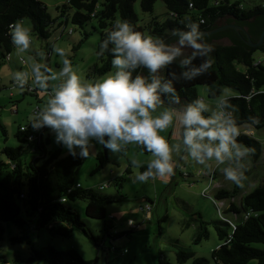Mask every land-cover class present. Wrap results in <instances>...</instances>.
Returning a JSON list of instances; mask_svg holds the SVG:
<instances>
[{"label": "trees", "instance_id": "obj_1", "mask_svg": "<svg viewBox=\"0 0 264 264\" xmlns=\"http://www.w3.org/2000/svg\"><path fill=\"white\" fill-rule=\"evenodd\" d=\"M136 1L65 0L55 5L56 15L52 17L47 5L41 0H0V64L9 59V54L15 47L9 26L23 19L29 20L32 33L42 40H47L51 32L67 23L79 29L80 42L96 32L99 36L95 47L97 54L102 41L117 19L127 20L135 31L144 36L160 38L169 43L176 38L172 35L173 31H187L186 25L190 22L198 24L199 30L204 32L222 17L228 16L240 22H247L257 15L264 14V0L249 7H245L241 0H161L166 8V16L160 19L153 14L156 0H139L141 10L151 15L150 20L142 25L138 24V16L134 10ZM79 43L74 45V50L78 48ZM51 51L52 46L47 44L46 54ZM257 52L264 53V48L247 50L241 46L217 47L215 64L212 61L208 72L190 81L173 80L180 101L174 103L170 94L161 93L163 105L184 110L188 104L201 98L198 91L200 85L206 87L209 98H216L225 88H230L235 92L229 96L238 126L249 124L256 129L263 128L264 57L256 56ZM112 58L110 51L105 52L102 57L97 56L99 63L90 68L87 76L108 72L112 68ZM200 63L202 60L197 58L188 69L198 67ZM183 70L174 62L166 69L163 79H172L173 73L180 76ZM137 72L148 76L147 69H138ZM136 74L133 73L134 76ZM1 85L0 81V89L6 86ZM28 85L32 83L29 81ZM28 85L21 91L22 95L25 92L36 95L39 90L28 92ZM6 87H14V80ZM9 95H12V91ZM203 115L208 117V112L204 111ZM253 120L256 123H253ZM27 123L29 124V121ZM20 126L16 132L20 144L4 145L1 148L5 159H0V240L4 234V223L11 221L20 230V235L10 239L13 243L26 242L30 246L31 255L28 261L41 259L49 264H91V261L83 259L74 249L58 250L51 245L44 248L34 247L29 232L45 228L53 236L69 237L77 228L99 246L105 237L112 240L133 231L115 232L111 221L113 217L109 216L105 220L106 205L116 201L117 197L102 193L100 187H83L76 183L75 174L83 162V157H73L69 153L62 155L60 147L49 150V138L45 135L47 127L42 134L29 140L26 132L20 130ZM240 132L238 142L254 150L250 157L257 161L261 156L260 141L251 133ZM138 147L146 152L142 147ZM26 153L32 155L29 160L23 158ZM96 160L94 171L103 168L107 163L102 149L97 151ZM146 168L147 163H143L139 172L145 171ZM125 171L130 170L126 168ZM184 176H187V173ZM122 179L123 176H116L113 181L121 186ZM238 191L237 185L230 190L219 188L214 196L217 200L233 199ZM77 199L86 202L84 214L87 218L103 219V239L94 234L86 221L80 218L78 209L70 204V201ZM22 211L27 218L22 215ZM224 212L232 214L233 218L221 216L211 222L201 221L202 230L195 238L196 243L206 238L208 231L205 224H212L221 242L211 250L210 259L196 256L192 250L180 247L175 252V263L170 262L161 252L158 264H248L251 260H256V264H264V178L262 183L241 196L238 203L231 200ZM0 259L7 262L3 256H0Z\"/></svg>", "mask_w": 264, "mask_h": 264}, {"label": "rangeland", "instance_id": "obj_2", "mask_svg": "<svg viewBox=\"0 0 264 264\" xmlns=\"http://www.w3.org/2000/svg\"><path fill=\"white\" fill-rule=\"evenodd\" d=\"M47 7L49 14L56 15L55 5L61 4L65 0H41ZM245 7L253 6L261 0H241ZM134 10L138 16V24H144L150 20V13L143 12L140 8L139 0L134 4ZM153 14L157 18L164 19L166 8L161 0H156L153 7ZM25 26L30 27L28 19H23ZM73 30L70 34L67 31ZM33 36V48L29 53L23 54V63L20 56L16 53V48L9 54V59L0 64L1 84L9 86L13 81L16 72L27 70L31 63L28 55L33 56L39 63L44 65L41 69L59 71L63 62L60 56L54 53L53 46L62 47L67 52V58L70 60L77 73L87 82H96L103 80L110 73H114L112 67L108 72L102 75H93L88 77L90 68L99 63L95 52L98 34L93 32L87 39L81 40L79 29L71 24L57 28L51 32L47 40H42L31 33ZM80 42V43H79ZM77 49H73L78 44ZM47 44L52 46V51L47 55ZM256 56L264 57V53L257 52ZM48 57V60H47ZM13 59H18L16 66ZM45 74H49L45 71ZM31 82V80H29ZM57 82L49 81L50 86ZM0 89V159H5L1 153L4 145L17 146L20 144L16 137V132L20 125L29 121L32 107L38 104L40 107L47 100V95L38 91V97L34 93L25 92L22 95L21 90L14 87ZM226 95H233L235 92L230 88ZM264 90V85L262 86ZM12 91V95L9 92ZM198 91L203 101L208 105V116L217 111L216 99L207 96V90L204 85L198 86ZM224 92V90H223ZM222 92V93H223ZM12 103H16L17 110L14 111ZM164 111L173 112V125L166 131L160 133L172 145H178L179 150L173 151V161L176 164L174 174L149 179L146 183L139 181L133 182L139 169L131 165L132 159L139 160L142 164L152 159L151 153L144 152L137 145H128L124 153H114L107 149L104 157L107 159L106 165L94 171L96 165V153L102 149V144L92 141L93 148L89 150V155L83 158V162L75 174V182L83 187H93L99 189L104 194L117 197V200L106 205V217L112 216L114 230L132 232L125 233L115 239L110 240L103 237V219L87 218L84 214L86 202L80 199L70 201L75 206L80 218L86 221V224L94 234L104 238L99 246L88 238L81 230L75 228L69 237L53 236L47 229L31 230L29 237L36 248H44L48 245L58 250L74 249L79 255L91 264H158V256L162 252L170 262L175 263V252L178 248H187L192 250L196 256H202L210 259V253L213 248L220 244V240L211 223L205 224L208 236L199 242L195 238L201 232V221L211 222L219 219L221 216L232 219L230 213H225L224 208L233 200L238 203L240 197L250 192L255 186L263 182L264 178V127L256 129L249 124L240 125V131L252 129V135L260 141L261 156L254 161L250 155L244 158L245 164L243 181L244 186L239 187L237 195L233 198L215 199V193L219 188L232 189L236 184L227 180L222 172L224 167L229 164L216 166L214 162H209L206 167L194 161L187 153L186 146L183 144V127L179 120L183 108H171L166 105L158 107L153 115H160ZM4 130V132H3ZM49 138L48 149L54 150L61 148V154L66 155L68 151L62 144L55 142V133L50 129L45 131ZM79 151V149H77ZM31 154L26 153L23 158L29 160ZM231 166H235L234 162ZM129 168V172L125 169ZM187 173V176H184ZM198 175V176H197ZM116 176H123L121 186L114 183ZM146 205L150 210L145 209ZM147 212H149L147 214ZM22 215L24 212L22 211ZM25 218H27L25 216ZM129 218L131 220H129ZM130 221L136 225L131 229ZM20 235V230L13 222L4 223V234L0 240V256L6 258L7 262L0 259V264H49L41 259L29 260L31 255L30 246L26 242L11 241L12 236ZM124 251L123 253H121ZM248 264H256V260L249 261Z\"/></svg>", "mask_w": 264, "mask_h": 264}, {"label": "clouds", "instance_id": "obj_3", "mask_svg": "<svg viewBox=\"0 0 264 264\" xmlns=\"http://www.w3.org/2000/svg\"><path fill=\"white\" fill-rule=\"evenodd\" d=\"M9 27L12 43L23 63V54L33 48L32 29L22 22ZM186 28L187 31L174 30L176 43L168 44L135 31L127 20L117 19L97 53L102 57L110 51L115 72L96 82L81 78L62 47L53 46L54 53L62 59V68L59 71L46 69L47 75L41 70L44 65L28 55L31 63L27 70L14 74V87L22 91L31 80L32 86L48 97L43 106L29 116V124L34 131L50 129L55 133V142L62 144L73 157H88L94 147L92 141L125 155L130 144L142 147L151 153L152 159L147 161L145 171L136 173L133 182L146 183L149 179L173 175L176 167L173 151H178L179 146L170 144L160 133L173 125L174 115L171 111L153 113L164 104L161 93L170 94L171 100L179 103L173 80L190 81L207 73L212 67L210 54L214 51L213 46L204 41L198 24L190 22ZM185 49H191V54L185 56ZM180 57H184L179 60L184 69L180 76L173 73L172 79L164 80L160 73ZM197 58L202 63L188 69ZM138 69H147L148 76L138 73ZM49 81L57 83L50 86ZM227 92L228 89H224L215 98L217 111L211 116L203 115L208 105L201 98L185 107L179 115L184 129L183 144L188 155L206 167L209 162L217 167L228 163L229 166L222 169L225 178L243 187L246 179L243 160L254 150L238 142L241 132ZM233 162L235 166H231ZM131 165L136 169L143 167L137 159H132Z\"/></svg>", "mask_w": 264, "mask_h": 264}, {"label": "water", "instance_id": "obj_4", "mask_svg": "<svg viewBox=\"0 0 264 264\" xmlns=\"http://www.w3.org/2000/svg\"><path fill=\"white\" fill-rule=\"evenodd\" d=\"M203 33L204 41L211 44L214 48L210 57L215 64V49L217 47L241 46L247 50L255 47L264 48V14L257 15L247 22H240L228 16L222 17L208 31ZM175 43L176 38L168 44ZM184 51L185 56L191 54V49H185ZM183 58L180 57L176 61L179 66V60ZM160 76L165 78L166 69L160 73ZM102 150L106 156L107 148L104 145H102Z\"/></svg>", "mask_w": 264, "mask_h": 264}, {"label": "built area", "instance_id": "obj_5", "mask_svg": "<svg viewBox=\"0 0 264 264\" xmlns=\"http://www.w3.org/2000/svg\"><path fill=\"white\" fill-rule=\"evenodd\" d=\"M8 59V58H7ZM21 60V58H20ZM36 89L32 86V85H28L27 88H26V91L28 92H34ZM12 108L14 109V111H16V105H12ZM39 108L38 105H35L34 107H32V110H31V114L34 112L35 109ZM46 128V127H45ZM20 130L21 131H25L26 132V136H27V139L29 140H32L34 138H36L37 135H40L42 134V132H44V128L42 129H39V130H33V128L31 127L30 124H24V125H21L20 126ZM101 189L103 188V186L100 187ZM145 209L147 211L150 210V206L146 205ZM149 212H147L148 214ZM130 227L131 228H136V225H134L131 221H130ZM124 251H122L121 253H123Z\"/></svg>", "mask_w": 264, "mask_h": 264}, {"label": "crops", "instance_id": "obj_6", "mask_svg": "<svg viewBox=\"0 0 264 264\" xmlns=\"http://www.w3.org/2000/svg\"><path fill=\"white\" fill-rule=\"evenodd\" d=\"M13 61L16 62L15 65L17 66L18 63H19V62H18V59H13ZM0 81H1V78H0ZM1 86H3V84H2ZM34 95H35V94H34ZM37 97H38V92H37V94L35 95V98H37ZM16 110H17V106H16ZM245 132H246V133H252V129H246ZM77 183L79 184V182H77ZM131 219H132V218H131ZM131 219L129 218V220H131ZM114 231H115V230H114Z\"/></svg>", "mask_w": 264, "mask_h": 264}]
</instances>
